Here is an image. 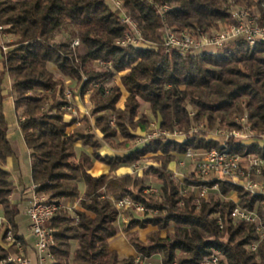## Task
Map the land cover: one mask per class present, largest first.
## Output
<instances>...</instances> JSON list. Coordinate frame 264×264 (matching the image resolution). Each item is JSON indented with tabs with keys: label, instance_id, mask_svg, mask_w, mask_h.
I'll return each mask as SVG.
<instances>
[{
	"label": "trees",
	"instance_id": "trees-1",
	"mask_svg": "<svg viewBox=\"0 0 264 264\" xmlns=\"http://www.w3.org/2000/svg\"><path fill=\"white\" fill-rule=\"evenodd\" d=\"M121 2L145 43L116 45L129 28L104 0H0L1 30L14 38L6 51L0 46V206L5 221L0 229V262L15 252L2 245L5 233H12L24 247L16 222L18 204L10 199L14 185L5 169L13 155L2 110V76L7 73L15 112H21L17 124L29 150L34 192L61 206L46 224L53 230L49 253L54 264H143L155 255L160 264H199L211 256L218 257V264H264V239L256 225L233 217L239 207L255 211L264 224V194L250 195L225 181H200L194 173L181 183L169 170L187 150H227L245 161L248 156L264 159V141L244 144L234 137L214 136L219 129L241 130L236 119L242 117L252 138L264 133V42L250 47L236 38L215 53L191 56L166 51L162 39L164 26L175 32L208 33L231 24L232 5L251 8L263 25L264 0ZM165 5L169 10H163ZM64 28H70V42L55 43L54 36ZM73 39L78 40L74 49ZM99 62L109 65L98 66ZM121 72L119 84L107 88ZM67 80L74 82L81 97L90 90L89 116L83 127L72 130L75 119H65L70 114L65 110ZM143 103L147 111L139 113ZM150 116L164 131L177 132L183 139H156L132 149V141L148 128ZM77 143L90 149L91 156L77 154ZM103 146L128 153L101 155ZM144 158L155 165L140 176H111ZM92 159L105 165L108 173L92 175ZM147 178L158 183L157 194L148 192ZM215 185L216 194L199 196L202 187ZM122 197L145 208L140 217L131 215L123 228L137 257H121L109 246L120 215L113 199ZM65 200H78L72 214L62 205ZM148 227L154 230L145 241L131 232ZM252 243L257 244L254 251L249 250Z\"/></svg>",
	"mask_w": 264,
	"mask_h": 264
},
{
	"label": "built area",
	"instance_id": "built-area-1",
	"mask_svg": "<svg viewBox=\"0 0 264 264\" xmlns=\"http://www.w3.org/2000/svg\"><path fill=\"white\" fill-rule=\"evenodd\" d=\"M110 5L114 12H119L120 22L127 26L129 30L124 33L121 40L116 41V45L125 47L128 45H140L145 43L141 37V33L137 28L136 23L126 14L121 0H104ZM163 10H169V6H163ZM229 13L232 23L224 25L219 29H213L208 33L200 32L199 30L185 29L180 32H175L168 26H164L163 30V47L166 51H176L181 55L197 56L202 53H215L221 49L225 43L236 39H244L250 47H253L257 42H264V24L260 25L259 17L251 13L250 10L244 9L237 5H232L229 8ZM78 45V40H75L72 46ZM69 93L65 94L68 99ZM69 100V99H68ZM71 102L65 107V110L70 111ZM244 121V119H242ZM243 131L225 132L217 130L221 135L234 137L244 144L251 143L252 132L249 128L243 125ZM177 132L169 133L159 127L158 124H151L150 129L139 139L141 146H145L150 142L161 139L168 141L177 139ZM257 140V139H256ZM255 141V140H254ZM264 140H260L263 142ZM185 160L193 162V171L197 175L198 180H220L242 187L250 195L264 194V178L262 170L264 159L259 157L248 156L246 161L235 153L227 150L217 151H191L187 150L184 155ZM244 162V164H242ZM179 165L183 166L184 162L180 161ZM209 178V179H208ZM208 179V180H207ZM217 189V186H213ZM208 191L207 187H202L199 190V196L205 197ZM150 192H152L150 190ZM119 211L131 210L136 213H143L145 208L128 197H122L114 202ZM61 206L55 201H48L46 196L39 195L34 192L30 200V205L27 209V215L30 221V232L36 238L35 247L38 253H48L49 246L53 244V230L46 224L53 218ZM264 207V204H263ZM233 217L239 221H246L256 225V231L260 239H264V224L259 220L255 211H247L236 207L233 210ZM77 219V218H76ZM4 222L0 219V226ZM220 224V222H219ZM9 239V238H7ZM256 243L249 246V250L254 251ZM19 246V245H18ZM20 253H15L8 257L9 262L16 264H30L23 257V249L18 247ZM144 264V263H143ZM175 264V263H173ZM199 264H218V257L211 256L204 258Z\"/></svg>",
	"mask_w": 264,
	"mask_h": 264
},
{
	"label": "rangeland",
	"instance_id": "rangeland-1",
	"mask_svg": "<svg viewBox=\"0 0 264 264\" xmlns=\"http://www.w3.org/2000/svg\"><path fill=\"white\" fill-rule=\"evenodd\" d=\"M108 6L110 7V5H108ZM244 9L250 10L252 14L257 15L251 8H244ZM117 13L119 15V12H117ZM222 26H224V25L219 26L217 29H219ZM1 29L2 28L0 27V46L2 47L3 51H6L7 50L6 45H8V43L12 42V40L14 38L12 36H10V35L4 34ZM69 34H70V28H64L58 34H56L54 36L53 41L55 43H68V42H70ZM75 40H77V39H73V41L71 42V46H72V44H73V42ZM77 46L78 45L72 46V49H74ZM102 65H109V63H107V62H99L98 66H102ZM1 66H2V57H1V52H0V70H1ZM95 66H97V65H95ZM51 69L53 70L55 75H57L56 70L54 68H51ZM122 74L123 73L121 72V73H118L117 75H115L114 78H113V83L109 84L107 88L111 87L114 84L118 85L119 84V78H120V76ZM83 80H86V78H84ZM11 84H12L11 78L7 75V73H4L3 76H2V87H3V90H4V92H3L4 98H3L2 110H3V114H4L5 118H6V121L8 123V134H7L8 139L11 138L13 143H14V139L15 140L18 139L17 140L18 141L17 142L18 143L17 152H19L17 157L15 158V167H16V170L18 172L12 171L11 179L14 180L15 178H17V179L21 178L24 181L26 187L31 188V197H32L33 186H32V183H30L31 176H30L29 150L26 148L25 143L23 141V138H22L20 132L16 133V135L14 133L15 129L19 128L17 122H18L19 119H21V112L20 111L18 113L15 112L14 104H13L14 94H13L12 89H11ZM67 93H69V96H68L69 100L68 101L71 102V108L72 109L70 111H67L70 114L66 115L65 119L66 120H71L72 118L75 119V123L72 125L70 130H72L75 127H81V126L83 127L84 126L83 119L85 117L89 116V110L91 108V103L89 102L90 90H87L86 93L84 94V96L81 97L78 94V90L74 89V82H72L70 80H67L66 83H65V92H64V94L67 95ZM125 95L126 94H124V97H125ZM122 100L119 102V106L122 105ZM144 111H147V104L143 103V104H141V108L139 110V113H142ZM242 119H244V121H242ZM91 121L93 123V120H91ZM109 121H110V125L114 126V117H110ZM236 121L238 123L244 125L246 128H248V126H246L247 120H246L245 117L238 118V119H236ZM152 123L158 124V121L156 119H154L152 116H150V123L148 125V128L146 129L145 132H142L141 134H139L134 139V141H132V143H131L132 149H140V148L143 147V146L140 145V143L138 141L150 129ZM219 130H221V129H219ZM222 131H224V130H222ZM233 131H235V130H233ZM239 131H243L244 132L245 130H244V128H242ZM216 135H221V133L217 132V133L214 134V136L216 137ZM178 136L179 137H177L176 140H180L181 141L183 139V135H178ZM97 137H99V134H97ZM254 139L264 140V133L259 138H254ZM161 141H163V140H161ZM107 147L108 146H103L104 149H106ZM83 149H87V147L86 148L83 147ZM87 150L89 152H91L90 149H87ZM101 151H100V154H101ZM120 156H122V155H120ZM180 161L184 162L183 166L179 165ZM150 165H155V164L152 161H150L148 158H144L143 161H141L140 163L135 164L132 167H130L133 170V174L132 175L140 176L142 174V172ZM170 171H171V173L173 174V176L177 180H179L181 183H183L184 180H185V177H188L190 175V173H194V171H193V162L190 161V160H185L184 157H181L178 162H173V164L170 166ZM195 179H200V178H198L197 175H195ZM147 184L149 185L148 192H150V190H151L152 192H150V193H156L157 194L158 189H159L158 183L153 178H147ZM83 185H84V183L81 180L79 186L82 187ZM81 187L79 188V190L81 189ZM216 191H217L216 188L208 189L205 197H209L212 194H216ZM115 201L116 200L113 199V202H115ZM77 204H78V201H77ZM74 205H75V203L74 204L71 203V204L67 205V209H68V211L71 214L75 210V208L73 207ZM78 206H79V204H78ZM24 207H25V205H22V207L20 208L21 216H19L17 220H18V222L21 223V226L23 227V229L20 230L21 233L23 234L24 237H27L28 233L25 232L27 230H26V227H25L26 226V223H25L26 217H25V214H24ZM119 212H120V215H119L118 221L116 223L119 226L117 228L119 231H122L123 228L126 226V224H124V220L128 221V219H129V217L131 215L136 216V217H140V214H141V213L133 212L131 210H121ZM0 219L4 220L3 211H2V214L0 212ZM4 222L0 226V229L2 228V226H4ZM141 234L144 235L145 232L142 231ZM121 235H122L121 237H123V241H126L125 240L126 238L124 239V237H126V234L125 235L121 234ZM161 235L164 237L165 236V231H162ZM7 238H9V239H7ZM28 243L30 244V242H28ZM2 245L4 247H6V248L12 247V249L15 250V252L13 254H11L10 256H13L15 253H20L18 247L19 246L22 247L21 241L18 240V239H15L13 234L10 233V232L9 233H5V238H4V241L2 242ZM22 249H23V247H22ZM136 257H137V255H136ZM7 262H9L8 258H7L6 261L0 262V264H5ZM46 264H52L51 263V259H47ZM144 264H160V256L155 255L152 258L146 260L144 262Z\"/></svg>",
	"mask_w": 264,
	"mask_h": 264
},
{
	"label": "crops",
	"instance_id": "crops-1",
	"mask_svg": "<svg viewBox=\"0 0 264 264\" xmlns=\"http://www.w3.org/2000/svg\"><path fill=\"white\" fill-rule=\"evenodd\" d=\"M17 129H15V131H14L15 135L18 132H20V134H21V131L19 130V128H17ZM21 136H22V134H21ZM17 140L18 139H16V140L14 139V143H13L11 138L9 139L10 145H11V148L13 151V156L7 159L5 169L10 172L11 176H12V171L18 172L16 170V167H15V158L17 157V155L19 153V152H17V145H18ZM75 149H76L77 154L82 152V153H85V154L91 156V153L87 149H83L82 145L79 143H77L75 145ZM101 150H102L101 151L102 155H104V154H107V155H124L127 153L126 151L120 152L118 150H113L109 147H107L106 149L103 148ZM92 161L94 163L92 169L90 170V173L92 175L98 176V175L108 173V169L105 165H103L97 161H94L93 159H92ZM171 165H169V170H170ZM129 174L130 175L133 174L132 168H120L117 171L113 172L111 174V176L119 177L122 175H129ZM12 181L14 184V190H13L11 197H10L11 202L13 204H18L19 211H21L20 208L22 207V205H25V207H24V214L26 217V221H25L26 226L25 227L27 230L25 232L28 233L27 237H24L23 234L21 233L20 230H22L23 227L21 226V223L18 222V220H17L18 217L21 216V212L16 217V222L18 224V234L20 236H22V239L24 241V247H23V253H22L23 257H25L30 264H46L47 259H51V263L54 264V260L51 257H49L48 253H38L37 252L36 247H35L36 238L31 234L30 229H29L30 221H29V217L27 215V209L30 205V200H31V188L26 187L24 181L21 178L20 179L15 178ZM30 183H32V182L30 181ZM79 184H80V182L78 183V186H79ZM32 186H33V184H32ZM80 187L81 186H79V188ZM84 189H85V187L83 185L80 189L81 195L83 194ZM77 201L78 200H65L62 202V205L67 208V205H69L71 203H73V204L75 203V205L73 207L75 209H77L78 208ZM0 212L2 214L1 206H0ZM128 221H129V219H128ZM128 221L124 220V224L127 225ZM116 227L118 228L119 226L116 224ZM151 230H154V228L148 227L144 230L134 229L131 232L136 233L140 240L145 241L146 234L148 232H150ZM117 231H118L117 235L109 241L110 249L117 252L119 254V256H121V257H129V256L136 257L135 251L133 250V248L128 243L127 233L123 232V230L119 231L117 229ZM142 231L145 232L144 235L141 234ZM121 234H123V235L126 234V237H124V239L126 238L125 239L126 241H123V237H121L122 236ZM28 242H30V244ZM76 247L77 246L72 247L73 251L76 249ZM70 260H71V258L69 257L68 261H70Z\"/></svg>",
	"mask_w": 264,
	"mask_h": 264
}]
</instances>
